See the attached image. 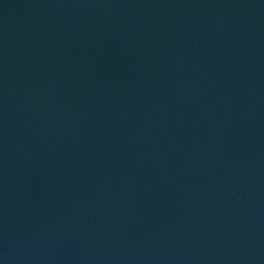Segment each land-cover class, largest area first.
Here are the masks:
<instances>
[{
	"label": "water",
	"instance_id": "1",
	"mask_svg": "<svg viewBox=\"0 0 264 264\" xmlns=\"http://www.w3.org/2000/svg\"><path fill=\"white\" fill-rule=\"evenodd\" d=\"M0 264H264V0H0Z\"/></svg>",
	"mask_w": 264,
	"mask_h": 264
}]
</instances>
